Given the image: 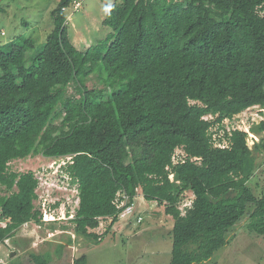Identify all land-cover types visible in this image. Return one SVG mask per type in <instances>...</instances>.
I'll list each match as a JSON object with an SVG mask.
<instances>
[{
	"label": "trees",
	"instance_id": "1",
	"mask_svg": "<svg viewBox=\"0 0 264 264\" xmlns=\"http://www.w3.org/2000/svg\"><path fill=\"white\" fill-rule=\"evenodd\" d=\"M72 3L53 10L42 46H0V245L43 223L39 179L9 168L40 155L70 158L75 235L95 245L122 219V194L135 207L139 190L174 220L169 264L210 260L246 217L264 237V187H252L264 136L251 146L225 127L264 108V0H121L104 20L112 33L85 52L62 35ZM93 74L101 88L87 86ZM251 132L264 134V121Z\"/></svg>",
	"mask_w": 264,
	"mask_h": 264
},
{
	"label": "rangeland",
	"instance_id": "2",
	"mask_svg": "<svg viewBox=\"0 0 264 264\" xmlns=\"http://www.w3.org/2000/svg\"><path fill=\"white\" fill-rule=\"evenodd\" d=\"M59 2L60 0H0V46L9 43L22 44L29 39L34 41L36 48L42 46L53 27L52 12ZM120 3L121 0H83V6L79 11L75 12L73 7L69 8L66 14L70 20L67 19L65 23L63 37L81 52H85L92 46H97L112 33L111 28L104 25V20L109 9ZM87 86L91 89L101 88L96 74L88 78ZM75 94L76 90L74 86H71L69 95ZM206 118L214 119L211 116ZM261 121H264V108L262 111V108L257 106L248 109L231 122L226 120L225 127L228 132L238 129L255 136L250 141L251 137L248 135V142L253 146L252 144L264 136V134L254 135L251 132V128H256ZM217 128V126L214 127L212 131L215 133ZM181 153L180 150L176 152L177 155ZM64 162H67L66 158L51 159L40 155L10 163V171L20 174L34 172L39 179L40 186L37 190L39 198L35 205L43 213V223L25 225L10 242H6L0 251V257H2L0 259L3 261H10L12 251L22 254L20 246L15 245V241L21 243L25 249L43 254L50 247L49 240L51 239L49 238H52L50 237L52 231L55 234L58 233L56 231H68L72 234L71 238H75V245H72L74 248L68 250L69 262L79 260L84 255L83 251L86 247H89L86 245L88 241L75 236V225L72 222H67L70 216L75 213L76 205L79 202L76 203L78 195H76L75 184H72L71 179L62 171L61 166H64ZM258 166L257 178L252 183V187L261 192L264 187V151L259 154ZM6 194L4 190H0V197ZM136 198V205L131 216L120 219L112 227L111 234L107 236L108 238L102 245H94V242L91 241L94 246L89 252V259L85 264L170 263L173 218L166 216L164 207L158 206L157 203L148 204L144 200L141 190L138 191ZM193 200V193L186 192L181 197L180 209L184 211V207L192 204ZM46 205L47 208L49 207L48 216L44 215ZM51 213L56 214V218L52 217V220L62 219V221L48 223L46 219L51 220ZM138 215L145 218L144 222L141 225L134 222V234L133 231L125 233L132 229L130 223ZM65 216L66 219H63ZM243 220V224L236 225L229 233L228 245L215 253L210 260L200 264H264V237L252 234L245 226L247 217ZM101 221L104 226H109L108 220ZM4 225L5 223L0 221V226ZM117 225H120L117 227L118 229H114ZM56 241L67 242L60 238H57ZM33 247L36 248L32 249ZM21 257L22 255H19L18 259L23 260Z\"/></svg>",
	"mask_w": 264,
	"mask_h": 264
},
{
	"label": "crops",
	"instance_id": "3",
	"mask_svg": "<svg viewBox=\"0 0 264 264\" xmlns=\"http://www.w3.org/2000/svg\"><path fill=\"white\" fill-rule=\"evenodd\" d=\"M110 10V9H109ZM68 20H70V18H68ZM74 191V190H73ZM79 201V199L77 198L76 200V203ZM146 201V200H145ZM148 204H155L154 202H148L146 201ZM77 206V205H76ZM137 215V214H136ZM66 216H67V213H66ZM66 216L65 218L63 219H66ZM139 216V215H138ZM72 218H73V215L70 216V219L67 221L68 223L69 222H72ZM135 219L136 217L133 218V220L131 221L130 223V226H132V229L131 230H128L126 231L125 233H128V232H131L133 231V234H134V222H135ZM46 220H49V219H46ZM62 220V219H60ZM51 221V220H50ZM57 221V220H56ZM66 221V220H65ZM244 221V220H243ZM243 221L241 222L243 224ZM48 222V221H47ZM107 222H112V220H108ZM108 223V225L110 224ZM133 223V224H132ZM103 224V223H102ZM132 224V225H131ZM134 225V226H133ZM120 225H117L114 227L117 228L119 227ZM24 227V226H23ZM53 227V226H52ZM106 227V225L104 226ZM118 229V228H117ZM20 230V229H19ZM18 231H15L14 232V236ZM101 230L100 229H97L96 231H93V232H100ZM112 231V230H111ZM140 231H143V230H140ZM233 231V230H232ZM58 232L57 234H55L53 231H52V234L50 237L52 238H49L51 240H49V243H50V247L49 249L44 252L43 254H41L40 252H35L33 250H28V249H25L24 247V251H22V254H19L17 253L16 251H12L13 253H15V256L14 257H10V261L8 262H5L2 260V264H76V261H71L69 262V256H68V250L70 249H73L74 246L72 245H75V238L73 237V239L71 238L70 235V232L68 231H56ZM111 234V233H109ZM105 235L103 238V240L101 241V243L97 244V246H100V244L102 245L103 242L108 238L107 236L109 235ZM61 235V236H60ZM138 235V234H137ZM14 236L12 238H14ZM76 236V235H75ZM77 237V236H76ZM12 238L7 241V242H10L12 240ZM57 238H60V240H67L66 243H62V242H58L56 241ZM79 238V237H78ZM53 239V240H52ZM230 239V234L228 236V241ZM87 242V240H86ZM89 242V244H88ZM86 245H89V247H86V249L83 251L85 253H83L84 255H87V260L89 259V252L92 250V247L95 245H92V243L90 241H88ZM91 243V244H90ZM16 244H21L17 241H15V245ZM96 247V246H95ZM2 248H3V245H0V251H2ZM36 248V247H35ZM34 247L32 249H35ZM19 255H22L23 257V260L22 259H18V256ZM21 257V258H22ZM2 258V257H0Z\"/></svg>",
	"mask_w": 264,
	"mask_h": 264
},
{
	"label": "built area",
	"instance_id": "4",
	"mask_svg": "<svg viewBox=\"0 0 264 264\" xmlns=\"http://www.w3.org/2000/svg\"><path fill=\"white\" fill-rule=\"evenodd\" d=\"M83 6V0H73V3H72V7H73V10L75 12L79 11L80 8ZM67 10L68 9H64V11L67 13ZM262 111H263V108H262ZM246 112V111H245ZM244 113V112H243ZM250 135V141L253 140V138H255V136H253L252 134H249ZM254 145V144H252ZM220 146V145H219ZM67 161L70 160V158H66ZM67 162H64V165L66 164ZM63 167V166H61ZM122 199L120 200L119 204H118V208L121 209V213H120V217L121 218H127L129 216H131V214L133 213V210H134V205H128V202H129V197L126 195V194H122ZM186 205V204H185ZM49 207L47 208V205L45 206V210H44V215H49ZM47 215V216H48ZM56 214H50V219L52 220V217L56 218L55 217ZM50 221V220H48ZM55 221V220H54ZM104 228V224H102L101 226V229ZM0 264H2V260H0Z\"/></svg>",
	"mask_w": 264,
	"mask_h": 264
},
{
	"label": "clouds",
	"instance_id": "5",
	"mask_svg": "<svg viewBox=\"0 0 264 264\" xmlns=\"http://www.w3.org/2000/svg\"><path fill=\"white\" fill-rule=\"evenodd\" d=\"M190 206H191V204H190V205H188V206H185L184 208H186V207H190ZM184 210H185V209H184ZM182 211H183V210H182ZM183 214H185V213H184V211H183Z\"/></svg>",
	"mask_w": 264,
	"mask_h": 264
},
{
	"label": "water",
	"instance_id": "6",
	"mask_svg": "<svg viewBox=\"0 0 264 264\" xmlns=\"http://www.w3.org/2000/svg\"><path fill=\"white\" fill-rule=\"evenodd\" d=\"M14 256H15V253H12V254H11V257H14Z\"/></svg>",
	"mask_w": 264,
	"mask_h": 264
}]
</instances>
